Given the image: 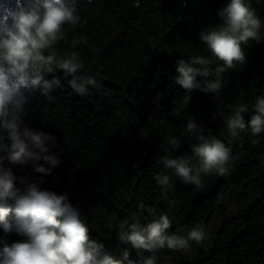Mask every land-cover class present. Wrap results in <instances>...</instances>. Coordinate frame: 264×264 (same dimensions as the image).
<instances>
[{
  "label": "trees",
  "instance_id": "obj_1",
  "mask_svg": "<svg viewBox=\"0 0 264 264\" xmlns=\"http://www.w3.org/2000/svg\"><path fill=\"white\" fill-rule=\"evenodd\" d=\"M226 2L79 0L80 23L65 26L54 51L58 57L75 53L83 64L75 77L95 76L97 86L81 96L67 84L73 76L57 69L60 86L47 96L40 88L25 90L26 125L55 138L58 147L51 151L62 162L47 176L34 173L31 164L13 166L14 172L66 193L87 218L91 238L117 259L127 247L132 264H264V132L246 130L229 144L225 129L241 106L248 107L249 121L255 97L264 94V41L246 46L247 64L226 72L215 95L188 93L175 79L178 59L211 56L199 34L220 22L217 10ZM249 2L264 22V0ZM189 117L203 125L204 135L228 144L234 157L230 175L202 174V188L183 183L160 162L166 152L191 155L197 141L185 131ZM169 137L179 139L178 150L166 143ZM157 174L171 178L166 195ZM133 213L142 225L167 214L170 234L186 236L202 225L206 237L200 244L190 241L188 250H136L120 244L106 225L110 216L123 220ZM4 238L24 239L15 233Z\"/></svg>",
  "mask_w": 264,
  "mask_h": 264
},
{
  "label": "clouds",
  "instance_id": "obj_2",
  "mask_svg": "<svg viewBox=\"0 0 264 264\" xmlns=\"http://www.w3.org/2000/svg\"><path fill=\"white\" fill-rule=\"evenodd\" d=\"M79 8V0H0V229L4 234L0 236V264H132L127 247L117 259L105 243L91 238L87 218L66 193L42 189V179L18 176L13 170V166L31 164L34 173L47 176L62 162L51 151L58 147L55 138L26 125L25 90L40 88L47 96L60 86L57 69L73 76L67 84L81 96L88 94L89 86H97L95 76L75 77L83 68L75 53L58 57L54 51L65 37V26L80 23ZM217 13L220 22L199 34L211 56L176 62V83L188 93L197 89L205 94L221 92L224 74L247 64L246 46L264 41V22L249 0H227ZM247 112L248 107L241 106L228 116L229 144L246 130L253 136L264 132V94L255 97L254 114L246 122ZM185 131L197 141L190 146L191 155L173 158L166 152L160 158L166 169L197 188L204 186L202 174L230 175L234 157L228 144L204 135L203 125L194 117L188 118ZM166 143L173 151L180 146L176 137L167 138ZM154 178L166 195L170 176ZM106 225L115 230L120 244L136 250H188L190 241L200 244L206 237L202 225L192 227L186 236L170 234L172 222L167 214L144 225L135 213L123 220L110 216ZM11 233L24 239L9 243L4 237ZM145 264L154 262L148 259Z\"/></svg>",
  "mask_w": 264,
  "mask_h": 264
}]
</instances>
